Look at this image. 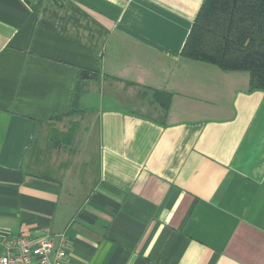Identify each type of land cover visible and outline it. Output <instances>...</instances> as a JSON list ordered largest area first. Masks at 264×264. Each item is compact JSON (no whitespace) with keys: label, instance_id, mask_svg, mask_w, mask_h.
<instances>
[{"label":"crops","instance_id":"0c3cea01","mask_svg":"<svg viewBox=\"0 0 264 264\" xmlns=\"http://www.w3.org/2000/svg\"><path fill=\"white\" fill-rule=\"evenodd\" d=\"M203 1L0 0V253L47 229L64 264H264V90L181 55Z\"/></svg>","mask_w":264,"mask_h":264},{"label":"trees","instance_id":"16d2710c","mask_svg":"<svg viewBox=\"0 0 264 264\" xmlns=\"http://www.w3.org/2000/svg\"><path fill=\"white\" fill-rule=\"evenodd\" d=\"M181 55L216 65L226 71H247L249 88L264 90V0H204L193 24ZM86 78L80 72L78 82ZM79 94V86L74 92ZM153 100L162 109L169 106L170 94L154 90ZM75 105L54 120L76 113ZM63 132L52 129L49 139L69 144L75 131V122Z\"/></svg>","mask_w":264,"mask_h":264},{"label":"built area","instance_id":"2783aa9c","mask_svg":"<svg viewBox=\"0 0 264 264\" xmlns=\"http://www.w3.org/2000/svg\"><path fill=\"white\" fill-rule=\"evenodd\" d=\"M11 234L2 240L0 264H64L68 240L64 233Z\"/></svg>","mask_w":264,"mask_h":264},{"label":"rangeland","instance_id":"374dc122","mask_svg":"<svg viewBox=\"0 0 264 264\" xmlns=\"http://www.w3.org/2000/svg\"><path fill=\"white\" fill-rule=\"evenodd\" d=\"M74 118H75V116L69 115V116L64 117L61 122H55L54 124H57L60 128L64 127L65 129H68L72 125L71 123L73 122L72 120ZM55 140H56V138L54 136V139L51 141V145L52 146H54ZM64 145L70 146V147H74V145L70 144V143L69 144H64Z\"/></svg>","mask_w":264,"mask_h":264}]
</instances>
